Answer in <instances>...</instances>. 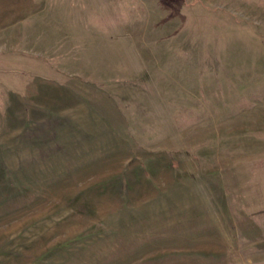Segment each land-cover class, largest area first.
I'll list each match as a JSON object with an SVG mask.
<instances>
[{
    "label": "rangeland",
    "instance_id": "obj_1",
    "mask_svg": "<svg viewBox=\"0 0 264 264\" xmlns=\"http://www.w3.org/2000/svg\"><path fill=\"white\" fill-rule=\"evenodd\" d=\"M0 264H264V0H0Z\"/></svg>",
    "mask_w": 264,
    "mask_h": 264
}]
</instances>
